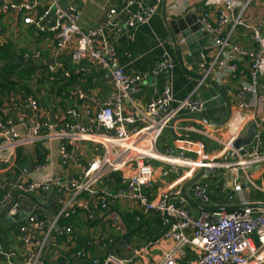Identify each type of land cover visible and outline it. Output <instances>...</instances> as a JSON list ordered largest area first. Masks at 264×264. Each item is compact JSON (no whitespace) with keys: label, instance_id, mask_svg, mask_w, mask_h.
I'll return each mask as SVG.
<instances>
[{"label":"crops","instance_id":"0c3cea01","mask_svg":"<svg viewBox=\"0 0 264 264\" xmlns=\"http://www.w3.org/2000/svg\"><path fill=\"white\" fill-rule=\"evenodd\" d=\"M57 1L60 5H71L80 11L78 25L82 30L102 27L103 35L113 47L116 56L111 68L119 67L127 74L144 73L148 72L161 56L171 60L173 67L170 71L149 78L141 84V89L133 100L124 103L125 108L130 110L142 109L145 102L156 95L157 88L164 84L171 86L174 100L185 98L193 90L198 76L197 63L200 52L210 43L209 35L199 31L196 17L204 8L213 15L217 10H227L225 0H136L135 4L129 6L126 0ZM11 2L33 7L19 13H0V51L8 44L11 50L17 53L23 51L22 61L40 64L42 72L37 69L35 73L48 76L51 83H55L54 74L60 72L63 77L61 82L64 83L60 88L67 90V93L60 92L56 85L52 86L50 82H45L42 89L49 90L50 93L44 91L43 96L37 97L39 100L30 96L24 99L17 97L12 104L6 106L7 100L4 99L5 108L2 109V113L5 114L0 112V118L12 120L16 131L20 136H24L32 125V117H35L29 106L30 99H34L39 105L35 117L38 120L57 123L71 121L88 125L105 98L112 92L109 70L101 68L87 56L73 60L71 58L73 43L53 55V34L39 32L34 25L23 23L24 16L35 17L42 12L45 0ZM230 2L238 8L242 0ZM137 4L143 9L153 7L154 11L146 22L130 23L129 13L137 9ZM110 8L115 10V16L110 24L105 25ZM263 11L264 2L252 4L247 8L244 20L250 24L260 23ZM54 21L55 16L49 14L43 24L50 26ZM232 40L247 48L254 47L242 28L235 30ZM262 51L264 58V42ZM33 53L38 55L32 56ZM240 63L235 81L229 82L226 86L234 88L239 82L248 80L249 60ZM49 65H54L55 71L49 72ZM258 81L264 85V68ZM77 93H82L84 98H78ZM195 97L201 100V109L193 114L179 113L172 126L166 128L159 138L156 147L159 153L147 160L152 170V184L143 187V192L152 198L165 188L179 190L180 193L175 200L183 199L185 207L194 215H199L206 208L224 211L240 209L235 200H227L226 194L217 190L220 183H226L230 187L234 178L238 182H245L246 174L240 167L234 170L220 168L212 173L179 167L177 174L165 175L164 171L169 167L166 161L173 158L165 156L164 152L166 147H171L175 155H184L194 160L197 157V149L202 145L203 150L206 149L209 155L218 156L219 142H223L230 133L227 128L232 131L233 127L238 125L237 122H247L248 119L258 118L260 113H264V88L257 93L253 105L242 110L236 109L232 95L220 94L219 87L215 84L201 86L195 92ZM14 104H17L19 109L18 116L14 114L16 107ZM68 109L76 110L79 115L77 117L66 115ZM235 113L241 116L239 118L232 116ZM251 124L246 125L243 134L240 133L243 135L240 139L245 136ZM188 125L194 130L185 129ZM261 135L264 136V131ZM61 142L67 145V150L73 155V159L66 166L61 164L59 142L51 140L46 143L36 141L23 144L16 150L12 165L0 168V245L4 251L11 254L9 260L0 256V264H21L27 255L28 248L22 240L21 226L26 223L29 214L39 212L46 221H50L59 209L56 186L52 185L44 192L24 193L13 185L18 176L24 172L27 180L45 183L59 179L60 184L66 188L72 176L80 175L82 165L104 154V145L97 135H85L79 140L65 139ZM250 144L241 147H248ZM8 154L6 151H0L1 156ZM39 164L42 165L41 168L37 167ZM132 172V168L128 166L112 172L98 184L99 192L96 195H81L75 198L70 216L57 225L52 232L54 236L52 235L43 248L45 264H56L65 260L79 264L82 261L76 256L79 249L87 255L98 257H103L110 251L117 258L126 260V264H158L162 260L174 247V242L164 237V228L156 214H141L135 204L127 200H120L112 206H101V193L114 192L123 187L122 178ZM253 172L249 178H252L254 184L263 186L261 178H264V163L255 166ZM196 181L209 184L213 199L211 205L204 206L194 198L191 185ZM246 186L250 199L255 202L252 205L264 206V193L248 184ZM183 195L192 203L187 202ZM53 202H56V208H53ZM14 214L17 215V219L13 217ZM20 214L25 216L24 220L18 222L21 220L18 219ZM89 214L92 217H89ZM136 216H140V220H136ZM66 225L71 228L70 234L64 231ZM156 239L157 242L154 241ZM149 242L151 244L143 254L134 256L135 250ZM195 252L194 248L185 247L184 254L179 257V264L194 260Z\"/></svg>","mask_w":264,"mask_h":264},{"label":"built area","instance_id":"2783aa9c","mask_svg":"<svg viewBox=\"0 0 264 264\" xmlns=\"http://www.w3.org/2000/svg\"><path fill=\"white\" fill-rule=\"evenodd\" d=\"M0 1V13H19L33 7L28 4H14L11 0ZM260 2L264 0H242L236 8L230 0H225L227 10H217L214 15L207 8L202 9L196 17V23L200 32L209 35L210 43L200 52L197 63L198 76L193 90L185 98L174 100L171 86L164 84L157 88L156 95L148 99L142 109L133 110L125 108L124 103L132 101L139 93L141 84L149 78L170 71L173 67L171 60L161 56L154 66L144 73L127 74L119 67L111 68L116 56L113 47L103 35L102 27L82 30L78 25L80 11L71 5H60L57 0H45V7L39 15L23 17V23L34 25L37 31L53 34V55L73 43V60L87 56L101 68L109 70L112 92L105 98L88 125L71 121L57 123L38 120L35 117L39 105L34 99H30L29 106L35 117H32V125L24 136L19 135L12 120L0 118V151L9 153L8 156L0 155V168L12 165L16 150L26 143L57 140L62 166H66L73 159L62 140L73 141L85 135H97L104 145V154L82 165L80 175L72 176L66 188L60 184L59 179L49 183L27 180L24 172L13 183L24 193L44 192L54 185L57 187V204L59 203V209L50 221H46L39 212H32L27 216L21 231L28 252L21 264H45L43 248L46 242L50 241L57 225L70 216L75 198L81 195H96L99 192L98 184L104 177L127 166L132 168L133 172L122 178L123 187L114 192L101 193V206H112L120 200H127L135 204L139 213H154L159 217L164 228V237L172 240L174 247L158 264H179V257L184 254L187 246L194 248L196 252L194 260L186 264H264V210L251 207L255 202L250 199L246 190L248 184L264 193V178H261L263 186L254 184L252 178H249L254 174L253 168L264 163V136L261 135L264 131V113H260L258 118L248 119L247 122H237L238 125L234 126L232 131L227 128L230 133L223 142H219L216 157L209 155L206 149L203 150L202 145L197 149V157L194 160L184 155H175L171 147H166L164 152L165 156L173 158L166 161L169 167L164 171L165 175L177 174L179 167L201 169L209 173L220 168L234 170L240 167L246 174L245 182H238L234 178L230 187L226 183H220L217 190L226 194L227 200H235L236 205L242 208L232 211L206 208L199 215H194L185 207L183 199L175 200L179 190L165 188L152 198L143 192V187L152 184V170L147 160L159 153L156 150L159 138L166 128L172 126L179 113L193 114L201 109V100L195 97V92L201 86L215 84L219 87L220 94L232 95L238 110L250 108L257 93L264 88L258 81L264 68V11L260 23L250 24L244 20L247 8ZM135 3L136 0H126L127 6ZM153 11V7L143 9L137 4V9L129 13V22H146ZM49 14L55 16V21L46 26L43 21ZM114 16L115 10L110 8L105 25L110 24ZM238 28L248 34L249 40L254 44L253 48H247L232 40ZM31 55L36 56L38 53ZM243 60H249L248 80L239 82L234 88L226 86L235 81L238 66ZM55 69L54 65L48 66L49 72ZM77 97L83 99L84 95L77 93ZM14 105V114L18 116L19 109L17 104ZM66 115L77 117L79 114L74 109H68ZM232 116L239 118L241 115L235 113ZM250 123L256 126L254 142L248 147H236L235 141L243 136L246 125ZM185 129L194 130L190 125ZM37 167L41 168L42 165ZM191 191L202 205L212 204L213 199L207 182L192 183ZM89 217L92 215L89 214ZM136 220H140V216H136ZM64 231L70 234V226H64ZM70 239L73 242L71 237ZM154 241L157 242V239ZM150 244L151 242L137 250L134 249V256L143 254ZM0 256L9 260L11 254L4 251L0 245ZM76 256L82 260L79 264L127 263L110 251L103 257H98L87 255L79 249ZM56 264L74 263L65 260Z\"/></svg>","mask_w":264,"mask_h":264},{"label":"trees","instance_id":"16d2710c","mask_svg":"<svg viewBox=\"0 0 264 264\" xmlns=\"http://www.w3.org/2000/svg\"><path fill=\"white\" fill-rule=\"evenodd\" d=\"M10 44L3 47L0 51V112L4 109V99L7 100L6 106L12 104L15 98H27L34 97L39 100L38 96H43L46 93H50L49 90L42 89L45 82H50L48 76L44 74H36L37 69L42 72V67L40 64H31L29 62L24 63L21 59L23 51L20 53L11 50ZM40 67V68H39ZM45 73V72H43ZM51 74V73H50ZM56 83H51L56 85L57 89L64 85L62 81L63 77L60 72L55 74ZM61 82V83H60ZM63 83V84H62ZM65 86H68L65 84ZM45 91V92H44ZM59 91L67 90L60 88ZM46 94V95H48ZM29 97V98H30ZM3 115L5 113H2Z\"/></svg>","mask_w":264,"mask_h":264},{"label":"water","instance_id":"95a60500","mask_svg":"<svg viewBox=\"0 0 264 264\" xmlns=\"http://www.w3.org/2000/svg\"><path fill=\"white\" fill-rule=\"evenodd\" d=\"M254 133H255V125H254V124H251V125L248 127L245 136H244L242 139H237V140L235 141L234 145H235L236 147H241V146H245V145L250 144L251 141H252V139H253ZM182 193H183V192H182ZM183 197H184V199H185L187 202L192 203V202H191L189 199H187L184 195H183ZM52 206H53V208H56V202H53V203H52ZM251 207H252V208H256V209L259 208V209L264 210V206H253V205H252ZM22 208H23V206H22ZM240 208H242V207H240ZM38 209H40V208H38ZM228 210H232V208H228ZM24 216H25L24 214H20V215L18 216V219H21V220H18V222L24 220ZM13 217L17 219V215L14 214Z\"/></svg>","mask_w":264,"mask_h":264}]
</instances>
